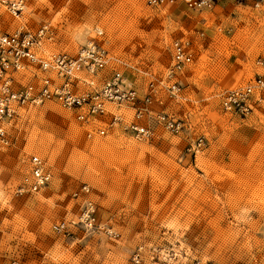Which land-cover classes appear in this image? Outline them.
<instances>
[{
  "label": "rangeland",
  "instance_id": "obj_1",
  "mask_svg": "<svg viewBox=\"0 0 264 264\" xmlns=\"http://www.w3.org/2000/svg\"><path fill=\"white\" fill-rule=\"evenodd\" d=\"M10 1L0 0V32L47 23L53 36L44 46L72 52L101 31L140 89L170 66L172 40L191 41L194 56L178 75L177 96L162 92L152 103L185 122L176 133L157 127L146 140L116 128L88 136L103 123H82L55 101L21 110L10 141H0V264H264V103L230 114L218 97L257 70L264 2L193 9L22 0L15 13ZM32 154L51 178L19 194ZM83 183L88 191L74 195ZM86 200L95 207L92 229L78 220Z\"/></svg>",
  "mask_w": 264,
  "mask_h": 264
},
{
  "label": "built area",
  "instance_id": "obj_2",
  "mask_svg": "<svg viewBox=\"0 0 264 264\" xmlns=\"http://www.w3.org/2000/svg\"><path fill=\"white\" fill-rule=\"evenodd\" d=\"M217 1L144 0L148 6L184 3L193 9L210 7ZM241 1H250L255 6L264 2ZM9 6L16 13L23 8V3L22 0H11ZM101 35L102 32L98 31L76 50L69 52L54 51L43 46L53 36V30L47 23L35 30L0 32L1 142L10 141L9 125L21 110L47 101H55L70 110L82 123H103L95 129H88V136L119 128L131 136L149 140L157 127L174 133L185 127V122L173 113L155 111L152 103L162 92L171 98L177 96L178 75L193 60L191 42L181 38L172 40L170 66L162 75L147 77L140 89L116 65L119 60ZM255 63L257 70L250 80L218 94L220 107L225 113L245 115L264 103V55H259ZM108 66L109 74H100ZM201 142V137H198L197 145ZM50 178L51 172L45 161L39 155L32 154L28 158V175L17 187V193H36L48 185ZM87 191L88 185L83 183L73 194ZM78 220L86 228L96 227L95 207L89 200L85 201ZM10 264L22 263L11 261Z\"/></svg>",
  "mask_w": 264,
  "mask_h": 264
},
{
  "label": "bare ground",
  "instance_id": "obj_3",
  "mask_svg": "<svg viewBox=\"0 0 264 264\" xmlns=\"http://www.w3.org/2000/svg\"><path fill=\"white\" fill-rule=\"evenodd\" d=\"M23 3V2H22ZM23 6H24V3H23ZM13 32V31H12ZM191 42V41H190ZM43 46H44V44H43ZM45 47V46H44ZM191 49H192V51H193V48H192V43H191ZM257 66V65H256ZM46 167H47V165H46ZM48 168V167H47ZM49 169V168H48Z\"/></svg>",
  "mask_w": 264,
  "mask_h": 264
}]
</instances>
